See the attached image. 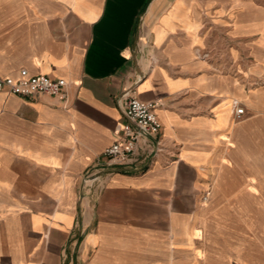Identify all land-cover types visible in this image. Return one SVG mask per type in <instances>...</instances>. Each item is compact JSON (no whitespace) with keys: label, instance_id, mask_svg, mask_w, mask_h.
I'll list each match as a JSON object with an SVG mask.
<instances>
[{"label":"crops","instance_id":"obj_1","mask_svg":"<svg viewBox=\"0 0 264 264\" xmlns=\"http://www.w3.org/2000/svg\"><path fill=\"white\" fill-rule=\"evenodd\" d=\"M23 71L67 85L0 91V264H256L221 247L264 191V0H0ZM130 96L159 146L110 167Z\"/></svg>","mask_w":264,"mask_h":264},{"label":"built area","instance_id":"obj_2","mask_svg":"<svg viewBox=\"0 0 264 264\" xmlns=\"http://www.w3.org/2000/svg\"><path fill=\"white\" fill-rule=\"evenodd\" d=\"M66 85V79L47 75L29 76L27 71H23L20 78L0 76V91L22 97L38 94L64 97ZM157 107L158 103L130 96L123 109V122L115 131L118 139L104 153L110 167L124 164L136 155L143 139L152 141L156 147L159 146L156 137L161 133L163 124L156 112ZM244 110L239 107L236 112L243 114Z\"/></svg>","mask_w":264,"mask_h":264},{"label":"rangeland","instance_id":"obj_3","mask_svg":"<svg viewBox=\"0 0 264 264\" xmlns=\"http://www.w3.org/2000/svg\"><path fill=\"white\" fill-rule=\"evenodd\" d=\"M207 200V198H205ZM228 205L253 206L257 213L247 216V222L243 227L242 245L222 246L221 249L228 255L238 254L253 258L256 264H264V191L258 197L229 198ZM252 226V228H251Z\"/></svg>","mask_w":264,"mask_h":264}]
</instances>
